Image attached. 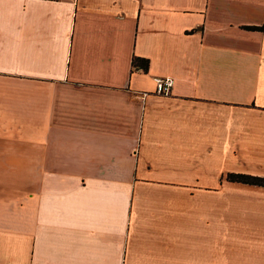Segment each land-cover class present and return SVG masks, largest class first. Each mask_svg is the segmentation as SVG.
Here are the masks:
<instances>
[{"label":"crops","instance_id":"1","mask_svg":"<svg viewBox=\"0 0 264 264\" xmlns=\"http://www.w3.org/2000/svg\"><path fill=\"white\" fill-rule=\"evenodd\" d=\"M228 172L264 176V0H0V264H264Z\"/></svg>","mask_w":264,"mask_h":264},{"label":"trees","instance_id":"2","mask_svg":"<svg viewBox=\"0 0 264 264\" xmlns=\"http://www.w3.org/2000/svg\"><path fill=\"white\" fill-rule=\"evenodd\" d=\"M139 64H141L144 68L147 67V58L145 57H135L134 58ZM136 62V63H137ZM226 178L232 181H239L247 184H255L264 186V176L243 172H228L226 174Z\"/></svg>","mask_w":264,"mask_h":264},{"label":"built area","instance_id":"3","mask_svg":"<svg viewBox=\"0 0 264 264\" xmlns=\"http://www.w3.org/2000/svg\"><path fill=\"white\" fill-rule=\"evenodd\" d=\"M156 83V90L159 92H169L171 86L173 84L174 78L172 75L163 74V75H156L155 77Z\"/></svg>","mask_w":264,"mask_h":264},{"label":"rangeland","instance_id":"4","mask_svg":"<svg viewBox=\"0 0 264 264\" xmlns=\"http://www.w3.org/2000/svg\"><path fill=\"white\" fill-rule=\"evenodd\" d=\"M215 190L218 194H220V198L221 199H224L225 197L223 196V194L227 193V194H230V196L232 197V193H237V192H240L241 189L239 187H236V186H225V185H216L215 186ZM250 190V189H249ZM234 198V195L233 197ZM224 202V201H222ZM232 203H238V201H233Z\"/></svg>","mask_w":264,"mask_h":264}]
</instances>
